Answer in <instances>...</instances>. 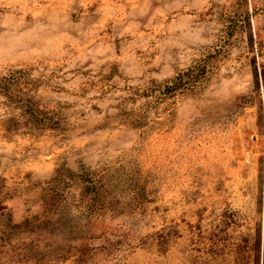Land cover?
<instances>
[{"label":"rangeland","instance_id":"1","mask_svg":"<svg viewBox=\"0 0 264 264\" xmlns=\"http://www.w3.org/2000/svg\"><path fill=\"white\" fill-rule=\"evenodd\" d=\"M201 60L204 83L166 94ZM14 72L15 95L61 118L17 128L0 95L14 222L43 213L60 165L110 169L129 207L88 240L91 264H264V0H0V77ZM60 195L49 233L0 232V264H75L81 184Z\"/></svg>","mask_w":264,"mask_h":264},{"label":"trees","instance_id":"2","mask_svg":"<svg viewBox=\"0 0 264 264\" xmlns=\"http://www.w3.org/2000/svg\"><path fill=\"white\" fill-rule=\"evenodd\" d=\"M198 65L201 69L197 72H192L194 69L191 68L189 72L184 73L191 74L192 72L189 83L184 80V74H180L166 85V94L174 95L178 90H186L199 83H204L210 76L207 63L201 60ZM17 72L0 77V95L9 100L11 110L19 111L14 117L13 124L17 128L25 129H58L61 126V118L56 112L43 108L31 95L17 96L14 94V89L19 83V79L15 76ZM111 177L110 169L98 172L96 169L81 166L73 170L62 164L55 170L52 177L41 185L42 201L45 205L43 213L28 216L24 221L16 223L11 213L7 211V207L0 201V232L11 233L15 238L25 233L36 235L49 233L53 227L51 218V214L55 211L52 209L53 205L59 201L60 194L63 196L62 202L66 200L71 187L79 182L81 195L85 202L83 233L86 235L82 236L79 243L73 247L72 256L75 257V264H91L90 261L94 257L92 252L98 247H93L88 240L94 239L100 226L105 227L103 222L114 213L115 208L119 207L123 212L129 207L126 203L120 204L116 201Z\"/></svg>","mask_w":264,"mask_h":264}]
</instances>
